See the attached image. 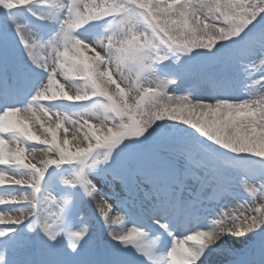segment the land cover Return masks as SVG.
<instances>
[{
	"label": "snow or ice",
	"instance_id": "obj_1",
	"mask_svg": "<svg viewBox=\"0 0 264 264\" xmlns=\"http://www.w3.org/2000/svg\"><path fill=\"white\" fill-rule=\"evenodd\" d=\"M0 10V264H264V0Z\"/></svg>",
	"mask_w": 264,
	"mask_h": 264
},
{
	"label": "rangeland",
	"instance_id": "obj_2",
	"mask_svg": "<svg viewBox=\"0 0 264 264\" xmlns=\"http://www.w3.org/2000/svg\"><path fill=\"white\" fill-rule=\"evenodd\" d=\"M38 11H39V9H37ZM23 11H27V10H23ZM17 12V11H16ZM15 12V13H16ZM28 12V11H27ZM0 15H1V17H0V26H2V25H4V24H6L7 23V21H6V18H5V15H4V13L2 12V13H0ZM40 21V20H39ZM42 22V21H41ZM43 24H44V28H43V30H45V29H47V28H49V27H51V25H49V24H47V23H45V22H42ZM8 31L11 33L12 32V26L10 25V24H8ZM92 35H95V33H93ZM61 83H63V80L61 79ZM182 89H183V86H182ZM177 95H182V94H184L183 92H177L176 93ZM62 105L63 106H65V107H69L70 105H68L67 104V102H62ZM51 107H54V108H56V109H58V110H64V111H66L64 108H61V107H55L56 105H50ZM71 107H73V106H71ZM69 109V111H70V109L71 108H68ZM47 119V118H46ZM93 123H98L97 121H92ZM39 126V125H38ZM54 126V125H53ZM72 132V130L70 129V131H69V133H71ZM61 133H63L62 131H61ZM61 135V134H60ZM61 138H62V135H61ZM34 145H36V144H34ZM33 145H30V147H32ZM48 154V153H47ZM48 155H50V154H48ZM258 186V185H257ZM241 201H232L231 203H230V206H229V208H228V211H231V212H233V213H235V214H240V213H242V212H244L245 211V209L244 208H242V207H240V205H241ZM259 203V201H257V204Z\"/></svg>",
	"mask_w": 264,
	"mask_h": 264
},
{
	"label": "bare ground",
	"instance_id": "obj_3",
	"mask_svg": "<svg viewBox=\"0 0 264 264\" xmlns=\"http://www.w3.org/2000/svg\"><path fill=\"white\" fill-rule=\"evenodd\" d=\"M33 131H35V132H37V134H39L41 130L39 129V126L36 125V126H34ZM61 135H62V138H63V133H61ZM68 136H69V139H71L72 132L69 133ZM80 139H82V133H81L80 135H78V137H77V141H79ZM74 143H75V142H74ZM10 146H11V145H10ZM34 155H35V158H36L37 160H40V159H47V158L49 157V155H48L47 153H45V152H41V151H39V150H38Z\"/></svg>",
	"mask_w": 264,
	"mask_h": 264
}]
</instances>
